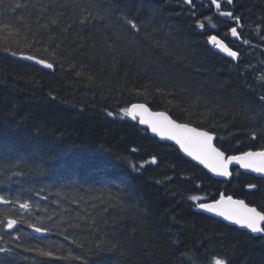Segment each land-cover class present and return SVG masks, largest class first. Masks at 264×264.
I'll return each instance as SVG.
<instances>
[{"label": "trees", "instance_id": "1", "mask_svg": "<svg viewBox=\"0 0 264 264\" xmlns=\"http://www.w3.org/2000/svg\"><path fill=\"white\" fill-rule=\"evenodd\" d=\"M52 2L56 7L41 16L39 4ZM62 3L0 0V195L29 199L30 222L50 229L45 236L24 223L12 236L0 230V246L20 236L15 241L20 247L13 244L15 254L5 257V264H186L181 253L188 250L198 264L204 248L229 264H264L263 235L207 215L188 200L224 192L264 211V179L239 167L230 181L215 179L174 144L106 114L144 102L180 122L212 127L223 138L217 145L229 155L264 147V136L253 140L250 134L264 126L259 100L264 96V0L222 4V10L241 17L240 40L225 37L235 25L217 16L207 0H193L195 16L184 0H78L87 9L83 13L71 5L61 8ZM48 15H58L59 24L49 26ZM207 16L216 29L197 26ZM212 34L238 51L239 59L208 44ZM21 52L46 59L54 69L20 59ZM157 87L165 95L156 93ZM153 156L156 164L145 163ZM248 184L257 187L250 190ZM81 216L108 221L102 234L124 245L125 254L89 252L95 237L77 227L85 223ZM9 217L19 220L20 210L0 204V220ZM70 252L87 253L86 261Z\"/></svg>", "mask_w": 264, "mask_h": 264}, {"label": "snow or ice", "instance_id": "2", "mask_svg": "<svg viewBox=\"0 0 264 264\" xmlns=\"http://www.w3.org/2000/svg\"><path fill=\"white\" fill-rule=\"evenodd\" d=\"M233 2L234 0H207L208 6L210 8L214 7L217 16L227 18V22H231L235 25L228 29L224 34L225 37L230 35L232 38L240 40L241 37L238 29L243 28L241 17L234 15V12L231 10H222V4L232 5ZM184 3L191 6L193 9L192 15L195 16L196 13L194 10L196 5L193 3V0H184ZM69 5H71L73 10H78L79 13L87 11L86 8L80 7L78 0H63V3L59 6L65 8ZM15 7L16 9H19L21 5L17 4ZM55 7V2L49 4L40 3L39 14L45 16L46 14H49V9H54ZM87 15L88 19H94L93 13L88 12ZM126 23L137 33L140 31L134 20H127ZM196 23L200 29H204L206 23L211 29L217 28V25L213 23V17L211 16L204 17L203 20H197ZM48 24L49 26L58 25L59 16L48 15ZM69 29L70 26L64 28L63 31L68 32ZM257 30H261L259 25L257 26ZM116 38L120 39L122 37L120 34H117ZM207 42L226 57L233 60L239 59L240 53L233 50V48L225 42V39H221L218 35H208ZM241 42L246 45L249 44L248 40H241ZM45 50H47V48H45ZM11 55L17 56L18 54L13 52ZM19 58L31 61L35 65L46 69H52L54 66L53 63H49L46 59H40L36 55H25L21 52L19 53ZM261 79L264 80V76H262ZM155 92L162 96L165 95L161 87L155 88ZM136 94H142L140 89L136 90ZM167 95H172V93H167ZM259 100L261 102L260 115L262 119H264V96H260ZM168 103L170 104L171 101H168ZM246 111L252 112L254 109L247 108ZM209 112H211V109H209ZM106 114L110 117L119 116L121 119H129L138 125L146 126V129H150L151 133L158 136L161 141H174L175 145H178L179 150L185 153L188 157L199 162V164L203 165L204 168L216 176L231 177L233 175L231 168L233 165H236L239 166L240 169L257 173L260 175L261 179H264V147L256 150L249 149L247 151H241L238 154L229 155L226 151H222L220 147L216 146L215 141L223 138L218 137L212 127L207 129L203 127L202 121L201 126H192V122H178L177 119H174L173 116L169 114L168 110L153 111L148 107L147 103H131L129 106L120 108L119 113L108 111ZM248 118L254 124L260 123L255 116L249 115ZM250 134L253 140L257 138L258 134L264 136V126L250 129ZM145 163L156 164L157 157L153 156ZM197 187H199V185H197ZM256 187L257 185L255 184L247 185V188L250 190L255 189ZM36 198L47 199V197H40L39 193H36ZM188 200L192 202L196 208L213 214L216 217H220L225 221L239 225L253 233H264V211L258 210L255 206H250L243 199H234L232 195L220 192L218 198L209 199L207 196L191 195L188 197ZM0 204L11 205L13 208H18L20 210L19 220L11 217L5 220H0V230H2L3 234L12 236V232L16 230V225L18 223L27 224V226L37 234H45L50 231L47 227L38 226L37 223L30 222L33 208L29 199H24L23 202H21L20 199L9 200L4 195H0ZM35 219L41 221L42 217L37 215ZM47 219L51 221L52 217L49 216ZM80 220L85 221V223L84 225H77V227H80L81 230H87L95 237L91 240L92 248H89V252L94 248L96 252L118 251L122 255L125 254L126 249L124 245L118 241L107 239L102 234V226H107L108 221L96 220L94 218L86 219L83 216L80 217ZM65 238L67 239V236H65ZM3 239L4 235H0V241H3ZM19 240L20 236L16 235L12 237L11 241L5 242L4 246H0V264H5V257L15 254V248L20 247L15 241ZM14 243L15 248L13 247ZM80 247L83 248L84 245H80ZM200 247L203 248V245L201 244ZM28 250L38 252L43 256L51 257L53 255L52 252H44L40 248H32ZM69 256L77 261H86L87 253L75 255L70 252ZM181 258L186 264H197L196 253L191 250L181 253ZM200 258L198 264H229L226 257H222L210 248H204L200 253Z\"/></svg>", "mask_w": 264, "mask_h": 264}, {"label": "water", "instance_id": "3", "mask_svg": "<svg viewBox=\"0 0 264 264\" xmlns=\"http://www.w3.org/2000/svg\"><path fill=\"white\" fill-rule=\"evenodd\" d=\"M25 60V59H24ZM28 61V60H27ZM29 62H31V61H29ZM33 63V62H32ZM54 69V67L52 68V69H50V70H53ZM135 103H144V102H135ZM148 105V104H147ZM148 107H150L149 105H148ZM151 108V107H150ZM152 109V108H151ZM153 110V109H152ZM153 111H161V110H153ZM170 114V113H169ZM171 115V114H170ZM174 118V117H173ZM175 119V118H174ZM178 121V120H177ZM178 122H180V121H178ZM192 126H194V125H192ZM144 127H146V126H144ZM149 131H150V129H149ZM150 133H151V131H150ZM151 135H153V136H155V137H157L160 141H161V139L158 137V136H156L155 134H153V133H151ZM162 142H168V143H172V144H174L175 145V142L174 141H168V140H166V141H162ZM215 143H216V141H215ZM178 149H179V147H178V145H175ZM217 146V145H216ZM218 147V146H217ZM180 152H181V154L184 156V157H186V158H188L189 160H192L194 163H196L197 165H199L200 167H202L204 170H206L213 178H215V179H219V180H231V178H232V176L231 177H221V176H216V175H214V174H212V173H210L206 168H204L203 167V165H201V164H199V162H197V161H195V160H193L191 157H188L185 153H183L181 150H180ZM233 166H236V165H233ZM232 166V167H233ZM243 170V169H242ZM244 172H246V173H250V174H253V175H256V176H258V177H260V175L259 174H257V173H254V172H250V171H246V170H243ZM233 196V195H232ZM233 198L234 199H242V198H239V197H235V196H233ZM243 200H245V199H243ZM245 202L246 203H248L246 200H245ZM249 204V203H248ZM250 206H255V205H252V204H249ZM255 207H257V206H255ZM258 208V207H257ZM259 210V209H258ZM201 211H203V210H201ZM203 212H205V211H203ZM205 213H207V212H205ZM207 214H209V215H211L212 217H215V218H217V219H220V220H222V221H224V222H226V223H228V224H231V225H235V224H233V223H230V222H228V221H225V220H223L222 218H220V217H216V216H214L213 214H210V213H207ZM18 225V224H17ZM17 225H16V227H17ZM236 226H238L240 229H242V230H245V231H248L249 233H251V234H253V235H255V236H258V235H263L264 233H253V232H251L250 230H248V229H246V228H242V227H240L239 225H236ZM34 232V231H33ZM35 233V232H34ZM36 235H40V236H45V235H49L50 234V232H48V233H45V234H37V233H35Z\"/></svg>", "mask_w": 264, "mask_h": 264}, {"label": "bare ground", "instance_id": "4", "mask_svg": "<svg viewBox=\"0 0 264 264\" xmlns=\"http://www.w3.org/2000/svg\"><path fill=\"white\" fill-rule=\"evenodd\" d=\"M206 171V170H205ZM207 172V171H206ZM208 173V172H207ZM246 173V172H245ZM247 174H250V173H247ZM253 175V174H252ZM254 176H256V175H254ZM258 177V176H257ZM224 181H228V180H224ZM230 181V180H229ZM201 211V210H200ZM203 212V211H202ZM203 213H205V212H203ZM205 214H207V213H205ZM207 215H209V214H207ZM211 216V215H210ZM220 220V219H219ZM222 221V220H221ZM224 222V221H223ZM226 223V222H225ZM228 224V223H227ZM231 225V224H230ZM233 226H236V225H233ZM236 227H238V226H236ZM239 228V227H238Z\"/></svg>", "mask_w": 264, "mask_h": 264}]
</instances>
